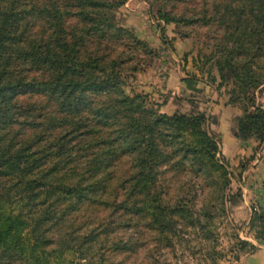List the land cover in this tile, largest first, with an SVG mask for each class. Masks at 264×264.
I'll return each mask as SVG.
<instances>
[{
    "label": "trees",
    "instance_id": "16d2710c",
    "mask_svg": "<svg viewBox=\"0 0 264 264\" xmlns=\"http://www.w3.org/2000/svg\"><path fill=\"white\" fill-rule=\"evenodd\" d=\"M124 2L0 0V264H127L131 228L172 247L179 224H196L195 181L206 194L228 184L215 116L161 112L125 90L155 53L120 22ZM193 2L158 17L191 28L242 109L231 131L255 141L254 159L264 109L248 94L264 84V0ZM88 214L95 227L74 230Z\"/></svg>",
    "mask_w": 264,
    "mask_h": 264
},
{
    "label": "rangeland",
    "instance_id": "374dc122",
    "mask_svg": "<svg viewBox=\"0 0 264 264\" xmlns=\"http://www.w3.org/2000/svg\"><path fill=\"white\" fill-rule=\"evenodd\" d=\"M185 1L189 2L190 8L196 6L193 0H125L119 7L120 22L143 39L155 53L153 64L135 78H128L125 90L131 94L144 95L148 107L160 109L172 95V86L169 84L168 90L161 82L168 81V74L176 67L188 71L184 79L203 80L207 85L206 90L199 95L181 96L184 109L180 112L201 111L217 118L212 104L220 102L237 109L234 118L242 114V109L230 102L227 94L229 87L220 85L222 82L217 70H210V64H203L198 54L197 45L200 44L195 43L193 36L185 34L191 28L166 23L158 17L160 6L182 13ZM176 40L186 43L188 50L178 54L174 45ZM248 97L264 109V84L251 90ZM200 102H203L202 108H199ZM253 103H249L251 110ZM160 111L163 112L162 108ZM211 127L218 133L216 125ZM218 136L222 150L219 133ZM246 145L248 149H243L241 154L234 157L228 158L222 150L220 158L229 171V181L223 190L218 188L206 194L202 192L201 184L195 181L196 224L187 227L179 224L180 236L174 238L172 247H166L165 242L157 237L155 242L146 229H142L143 234H135L134 228H131L125 238L136 237L133 241L136 251L119 255V260L127 264H151L155 259L159 260V264H244L248 253L264 246V144L258 148L254 159L251 156L255 141L250 140ZM85 222L87 225L83 226ZM92 227H95L94 220L88 214L85 218L78 217L73 229L81 232Z\"/></svg>",
    "mask_w": 264,
    "mask_h": 264
},
{
    "label": "crops",
    "instance_id": "0c3cea01",
    "mask_svg": "<svg viewBox=\"0 0 264 264\" xmlns=\"http://www.w3.org/2000/svg\"><path fill=\"white\" fill-rule=\"evenodd\" d=\"M174 45L177 48L176 52L178 54L188 50L186 46L187 44L183 43L182 41L176 40L174 41ZM171 71L168 74L169 83L168 81L164 80H161L162 82L160 81L161 85L168 90L170 86H172V88H170V90H172V95L169 97L166 103L161 105L163 112L168 114H173L184 109L181 96L186 97L191 94L199 95L207 88V85L205 82H203V80L184 79L185 72L188 71H183L176 67L175 69H171ZM202 104L203 102H200L199 108H202ZM212 105L215 107L214 114H216L218 120L216 128L222 139V150L224 155L229 158L241 154L243 149H248L247 145H245L240 139L236 138L230 129L233 116L234 114L238 113L237 109L234 107H228L225 104H221L220 102L217 104L213 103ZM218 107L219 109H217ZM244 264H264V246L257 248L251 253H248L244 259Z\"/></svg>",
    "mask_w": 264,
    "mask_h": 264
}]
</instances>
